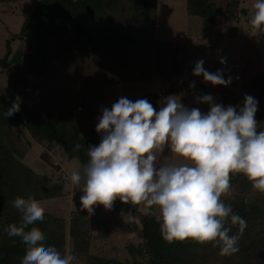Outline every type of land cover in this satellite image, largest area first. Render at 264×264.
Returning <instances> with one entry per match:
<instances>
[{
  "label": "trees",
  "instance_id": "1",
  "mask_svg": "<svg viewBox=\"0 0 264 264\" xmlns=\"http://www.w3.org/2000/svg\"><path fill=\"white\" fill-rule=\"evenodd\" d=\"M16 1L0 0V4ZM158 3L159 0H41L30 15L24 16L21 33L16 38L25 41L30 33L43 34L40 64L44 80L55 73L53 69L62 61L73 62L77 44L79 73L84 80L56 93L19 96V110L7 117L4 112L13 103L0 96V264H20L25 251L19 237H9L6 233L7 226L19 224L21 218L13 206L14 199L31 196L40 202L60 200L72 184L65 174L60 177L40 174L27 164L32 142L44 148L56 146L69 159L77 158L83 167L88 160L87 147L100 141L96 123L101 109H110L116 102L109 99L107 89L149 81L160 70L165 72L168 44L155 38ZM186 10L188 16L206 19L215 26L218 23L219 28L224 26L221 19L239 20L249 13L242 7V0H226L222 8L219 0H186ZM213 45L217 49L218 40ZM22 55V49L13 55L8 42L6 56L0 59V69L5 72ZM224 66L218 69L238 73L231 67V61L227 62V69ZM48 81L56 84L57 80ZM176 85L174 82L162 93L151 92L139 99L148 100L159 110ZM219 93L218 103L224 106H243L246 94L254 97L258 102L255 115L258 130H264V73L249 79L245 85L231 82L227 87L222 86ZM185 94L181 88V101L186 100ZM77 144L79 148L75 147ZM72 185L80 198L83 181ZM230 186L231 191L221 198L246 221L238 240L239 251L230 256L218 255V247L211 243L165 241L160 234L159 217L152 207L140 215L141 242L131 246L132 261L92 253L94 226L100 218L94 209L91 213L83 209L79 198L69 220L44 211L37 227L45 244L74 256L73 264L76 261L83 264H264V194L253 192L242 174L231 175ZM139 206L117 199L108 210L111 214L135 217L140 213ZM226 226L230 227V234L238 231V225L226 221ZM144 250L147 263L139 259Z\"/></svg>",
  "mask_w": 264,
  "mask_h": 264
},
{
  "label": "clouds",
  "instance_id": "2",
  "mask_svg": "<svg viewBox=\"0 0 264 264\" xmlns=\"http://www.w3.org/2000/svg\"><path fill=\"white\" fill-rule=\"evenodd\" d=\"M250 25L264 32V0H254ZM224 57L220 63L225 64ZM196 61L193 75L214 86L227 87L222 70L208 72ZM193 85H190L192 87ZM159 110L146 99L120 97L111 108L101 109L96 123L97 145L87 147V163L67 179L83 181L80 205L92 212L97 205L111 209L113 202L143 204L159 209L160 234L168 242L192 240L218 247V255L239 251L238 240L246 227L222 195L231 191L230 176L242 174L253 192L264 194V130L255 119L258 102L244 96L243 106L215 103L210 94L197 97L209 105L207 113L182 105L174 95L164 98ZM20 98L4 112L19 110ZM167 143L182 163H157L156 150ZM79 148L77 144L75 146ZM19 224H9V237H19L25 246L20 264H73L74 256L47 245L37 225L43 220L41 202L29 196L16 197ZM238 225L230 234L226 226Z\"/></svg>",
  "mask_w": 264,
  "mask_h": 264
},
{
  "label": "rangeland",
  "instance_id": "3",
  "mask_svg": "<svg viewBox=\"0 0 264 264\" xmlns=\"http://www.w3.org/2000/svg\"><path fill=\"white\" fill-rule=\"evenodd\" d=\"M40 1L18 0L0 4V59L6 56L8 42L11 44L13 55L19 49H22L23 53L20 61L11 65L5 72L0 69V85H9L12 82L11 88H15V83L20 84V89L7 96L8 98L4 95L5 93H0V96L11 104L18 94L56 93L82 83L84 80L83 74L79 73L80 54L77 44L74 52L77 57L72 58L73 62L67 64V61L64 63L62 61L53 69L55 73L52 76L50 74L51 77L48 76L49 79L57 80L56 84L49 83V79L43 80V77L42 80H38L40 75L38 76V73H32V71L31 73L24 72V76L18 77L17 81V75L22 72L23 68H27V65L29 68L31 66L38 68L39 66L43 34L40 32L30 33L25 41L16 37L21 33L24 16L30 15ZM219 1L222 8L225 0ZM253 3L254 0H242V7L248 10V15L240 17L239 20L228 19L231 31L236 30L237 36L232 37L229 35V31L226 34L223 31H219L217 34L213 33L214 28L218 29V23L215 26L206 19L188 16L186 0H159L155 38L167 42L168 46L172 45L170 59L167 60L166 75L160 70V74H156L152 80L109 87L107 89L109 99L117 101L120 97H126L135 101L151 92L162 93L175 82L177 85L171 95L178 97L183 106L195 107L202 113H207L209 105L198 103L197 97L210 94L214 102L218 103L217 91H220L222 86H214L206 82L203 76L193 75V67L196 61L203 60V67L210 73L216 72L218 67L223 65L227 69V62L231 61V67L235 68L238 73L223 72L224 77L225 79L231 77L232 81L238 85H245L249 79L264 73V32L252 27L249 23L254 12ZM223 22L221 19L220 23ZM216 40L219 43L217 50L213 48ZM205 44H208L206 48L201 49ZM221 57L226 60L223 65L220 63ZM55 74H58V78H55ZM12 76H16L15 79ZM190 85L193 86L190 87ZM209 85L210 91L207 89ZM181 88L187 93L185 94V96L187 95L185 101H181ZM238 94L240 93L238 92ZM239 96L243 97V94ZM205 106H208L207 110ZM32 144L26 162L38 173L52 177H60L65 174L64 176L67 177L72 171L82 169V164L77 158L69 159L60 148L56 146L44 148L36 142H32ZM156 155L158 164L184 162L170 151L167 143L156 150ZM68 186L69 192L60 200L41 202L45 212L63 216L66 220L70 219L72 213L77 209L79 196L74 192L72 184ZM148 208L140 204V213L135 217L124 213L111 214L103 205H97L96 208H93L100 220L96 221L94 226L95 236L92 253L107 258H118L121 261H132L131 246L141 242L138 236L139 218L140 215L148 211ZM152 208L159 217V209L154 206ZM67 248H71L70 239L67 241ZM74 264H83V262L76 261Z\"/></svg>",
  "mask_w": 264,
  "mask_h": 264
},
{
  "label": "crops",
  "instance_id": "4",
  "mask_svg": "<svg viewBox=\"0 0 264 264\" xmlns=\"http://www.w3.org/2000/svg\"><path fill=\"white\" fill-rule=\"evenodd\" d=\"M220 2V1H219ZM225 4H226V0H225V2H224V5H223V7L225 6ZM194 18H197V17H194ZM230 20V19H229ZM233 20H235V19H233ZM218 29H216V28H214V32L213 33H216L217 34V32H221V31H223L224 32V34H226L227 33V31H229V35L230 36H232V37H236L237 35H236V30L235 31H231V28H229V23H228V20L227 21H224V26L222 27V28H219V27H217ZM202 36H207V35H202ZM202 36H200V37H202ZM209 36V35H208ZM160 40V39H159ZM161 41H163V40H161ZM165 42V41H164ZM167 43V42H166ZM168 44V43H167ZM202 45V44H201ZM208 44H206V45H203L202 46V48L201 49H205L206 48V46H207ZM218 47H219V43H218ZM218 47H217V49H218ZM171 48H172V45H169L168 46V52H167V55H166V59H165V71L167 70V66H168V58L170 57L169 55H170V52H171ZM213 48L215 49V46L213 45ZM217 49H215V50H217ZM170 59V58H169ZM170 62V61H169ZM194 68V67H193ZM31 71H32V73L33 72H36V73H38V80H40L43 76H42V70H41V64H40V62H39V66H38V68L37 67H33V66H31V68H29V65H27V68H23L22 69V72L19 74V75H17V77L16 76H12L14 79H15V77L17 78V81H18V77H20V76H24V72L26 73V72H28V73H31ZM14 75V74H13ZM37 75V74H36ZM164 75H166L165 74V72H164ZM12 78V79H13ZM42 80V79H41ZM43 80H44V78H43ZM233 82V81H232ZM235 83V82H234ZM11 84H12V82H10L9 83V85H0V93H5L4 95H6V97L7 96H10L11 94H13L14 92H17L19 89H20V84H18V83H15V88H11ZM172 85V84H171ZM208 89V91H210V85H209V87L207 88ZM33 94H41V93H33ZM15 95V94H14ZM13 95V96H14ZM22 95H27V94H18L17 96H15L16 98L17 97H19V96H22ZM218 96H219V98H220V93H219V90H218ZM8 98V97H7ZM16 98H14V100L16 99ZM205 105H207V104H205ZM208 107V106H207ZM207 107L205 106V109L207 110Z\"/></svg>",
  "mask_w": 264,
  "mask_h": 264
},
{
  "label": "water",
  "instance_id": "5",
  "mask_svg": "<svg viewBox=\"0 0 264 264\" xmlns=\"http://www.w3.org/2000/svg\"><path fill=\"white\" fill-rule=\"evenodd\" d=\"M145 250L141 253V255L139 256V259H140V261H142V262H148V260H147V256H146V254H145Z\"/></svg>",
  "mask_w": 264,
  "mask_h": 264
},
{
  "label": "built area",
  "instance_id": "6",
  "mask_svg": "<svg viewBox=\"0 0 264 264\" xmlns=\"http://www.w3.org/2000/svg\"><path fill=\"white\" fill-rule=\"evenodd\" d=\"M190 83L192 84L193 82L191 81ZM94 208H96V206Z\"/></svg>",
  "mask_w": 264,
  "mask_h": 264
}]
</instances>
